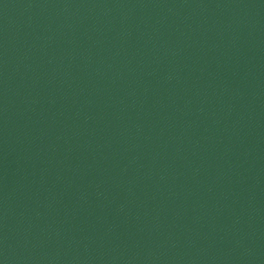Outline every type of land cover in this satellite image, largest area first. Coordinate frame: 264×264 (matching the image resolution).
Instances as JSON below:
<instances>
[{
  "label": "water",
  "instance_id": "obj_1",
  "mask_svg": "<svg viewBox=\"0 0 264 264\" xmlns=\"http://www.w3.org/2000/svg\"><path fill=\"white\" fill-rule=\"evenodd\" d=\"M0 264H264V0H0Z\"/></svg>",
  "mask_w": 264,
  "mask_h": 264
}]
</instances>
